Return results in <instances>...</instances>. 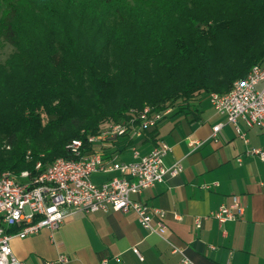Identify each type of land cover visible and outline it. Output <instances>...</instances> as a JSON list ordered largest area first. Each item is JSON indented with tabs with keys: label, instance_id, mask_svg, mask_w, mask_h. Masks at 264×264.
<instances>
[{
	"label": "trees",
	"instance_id": "16d2710c",
	"mask_svg": "<svg viewBox=\"0 0 264 264\" xmlns=\"http://www.w3.org/2000/svg\"><path fill=\"white\" fill-rule=\"evenodd\" d=\"M0 36V173H34L132 110L230 92L264 62V0H0Z\"/></svg>",
	"mask_w": 264,
	"mask_h": 264
},
{
	"label": "crops",
	"instance_id": "0c3cea01",
	"mask_svg": "<svg viewBox=\"0 0 264 264\" xmlns=\"http://www.w3.org/2000/svg\"><path fill=\"white\" fill-rule=\"evenodd\" d=\"M218 124L224 126L214 135ZM238 128L241 133L204 97L185 113H170L147 135L121 137L103 148L107 158L133 162L135 149L145 156L160 143L170 146L164 165L180 164L182 172L133 197L165 211L164 237L144 229L135 212L69 215L64 209L68 216L58 231L43 229L25 239L14 238V256L25 264H100L105 258L109 264H182L167 239L195 264H264V161L248 154L264 148V128H249L243 121ZM93 175L101 176L92 179L98 185L115 176ZM234 197L245 205L242 219L221 224L211 217ZM197 218L202 219L200 228ZM61 256L67 260L61 262Z\"/></svg>",
	"mask_w": 264,
	"mask_h": 264
},
{
	"label": "built area",
	"instance_id": "2783aa9c",
	"mask_svg": "<svg viewBox=\"0 0 264 264\" xmlns=\"http://www.w3.org/2000/svg\"><path fill=\"white\" fill-rule=\"evenodd\" d=\"M208 99L218 114L225 115L228 123L237 126L239 133L240 121L249 128H264V62L255 65L244 79L235 82L230 92L211 93ZM171 112V109L157 111L151 106L132 110L129 118L109 125L99 134L88 136L86 140H73L69 145L70 159L59 158L44 170L42 164L37 163L34 173L28 170L0 173V264H25L14 256L12 240L25 239L43 229L58 231L68 216L63 213L64 209L70 210L69 215L77 211L135 212L144 229L164 237L168 229L164 222L165 211L150 208L133 197L164 182L168 175L176 177L182 172L180 164L172 167L164 165V158L171 151L170 146L160 143L145 156L135 149L133 162L107 158L103 148L121 137H143ZM223 126H215L214 135ZM241 135L244 137V134ZM248 154L264 161V148H254ZM96 173H114L115 176L98 185L92 180ZM244 214L245 205L234 197L232 204L221 206L211 217L224 224L240 220ZM155 217L157 221L153 223ZM195 225L200 228L202 219L197 218ZM166 241L171 245L172 252L181 256L182 264H195L183 248ZM133 250L143 260L138 248ZM66 260L65 256L60 257L61 262ZM100 264H109V260L105 258Z\"/></svg>",
	"mask_w": 264,
	"mask_h": 264
},
{
	"label": "rangeland",
	"instance_id": "374dc122",
	"mask_svg": "<svg viewBox=\"0 0 264 264\" xmlns=\"http://www.w3.org/2000/svg\"><path fill=\"white\" fill-rule=\"evenodd\" d=\"M5 0H1V3L4 2ZM16 53V49L7 43L3 37L0 36V64H5L10 57ZM1 144V140H0ZM98 177H101L100 175H93L92 179L96 181Z\"/></svg>",
	"mask_w": 264,
	"mask_h": 264
}]
</instances>
